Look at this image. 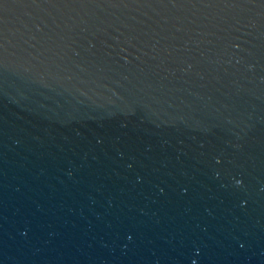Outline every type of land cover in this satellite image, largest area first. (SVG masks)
I'll return each instance as SVG.
<instances>
[{
  "label": "water",
  "instance_id": "95a60500",
  "mask_svg": "<svg viewBox=\"0 0 264 264\" xmlns=\"http://www.w3.org/2000/svg\"><path fill=\"white\" fill-rule=\"evenodd\" d=\"M0 264H264V0H0Z\"/></svg>",
  "mask_w": 264,
  "mask_h": 264
}]
</instances>
